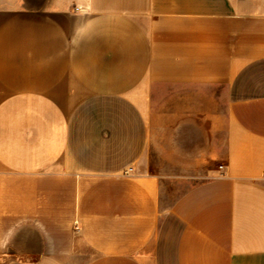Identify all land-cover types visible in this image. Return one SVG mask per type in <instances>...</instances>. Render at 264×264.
I'll return each mask as SVG.
<instances>
[{
    "label": "crops",
    "instance_id": "1",
    "mask_svg": "<svg viewBox=\"0 0 264 264\" xmlns=\"http://www.w3.org/2000/svg\"><path fill=\"white\" fill-rule=\"evenodd\" d=\"M0 264H264V0H0Z\"/></svg>",
    "mask_w": 264,
    "mask_h": 264
},
{
    "label": "built area",
    "instance_id": "2",
    "mask_svg": "<svg viewBox=\"0 0 264 264\" xmlns=\"http://www.w3.org/2000/svg\"><path fill=\"white\" fill-rule=\"evenodd\" d=\"M222 168V167H221Z\"/></svg>",
    "mask_w": 264,
    "mask_h": 264
}]
</instances>
